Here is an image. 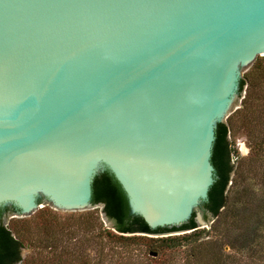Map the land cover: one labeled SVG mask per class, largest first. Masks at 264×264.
<instances>
[{
    "label": "water",
    "instance_id": "obj_1",
    "mask_svg": "<svg viewBox=\"0 0 264 264\" xmlns=\"http://www.w3.org/2000/svg\"><path fill=\"white\" fill-rule=\"evenodd\" d=\"M259 57L264 0H0V208L116 230L92 204L109 170L151 228L212 224L217 127Z\"/></svg>",
    "mask_w": 264,
    "mask_h": 264
},
{
    "label": "trees",
    "instance_id": "obj_2",
    "mask_svg": "<svg viewBox=\"0 0 264 264\" xmlns=\"http://www.w3.org/2000/svg\"><path fill=\"white\" fill-rule=\"evenodd\" d=\"M260 73L263 74L259 76ZM262 76H264V57H259L240 82L239 94L242 95V92L247 90L242 107L228 118L227 123L218 124L212 156L215 182L210 189L208 200L201 206L205 211V217H208L207 213H211L214 219L219 220L218 224L227 223L229 217L232 218L231 226L235 228L234 232H239V236L229 240V244L226 243L225 247L229 245V248L236 252L249 253L246 264H255L254 257H261L264 254V189L258 193L259 189L251 184L250 176L255 167L264 168ZM258 87L259 92H262L259 96L256 95ZM257 105L262 106L259 108L263 109L258 113L259 115L253 110ZM238 133L247 136L251 149L247 158H241L236 147L235 137ZM234 157L238 158L237 164L233 162ZM99 203L104 204V211L114 221L116 230L103 227L101 215L94 210L65 214L81 217L79 219L95 220L99 229L118 247L140 244L143 240H148L150 252H158V255H175L181 248L189 245L195 248L201 247L200 239L210 233L205 228L197 227L195 212L189 222L180 227L151 228L142 216L133 212L127 193L109 170L98 174L93 183L92 204ZM15 211L17 209L14 207L0 208V264L72 263L71 260L77 251L61 244L64 233L69 232V227L66 229L62 227L61 214L46 206L30 217L19 218L7 225L5 222L7 215ZM32 221L35 222L36 230L41 229L34 238L30 237L34 234L28 227ZM213 224L211 229L215 227L218 230V225L216 226L215 222ZM79 226L86 228L84 225ZM187 229L192 231L173 235ZM227 234L230 236V230ZM24 248L31 251L26 257L22 256ZM170 259H173L172 256ZM84 261L82 264H87L86 260ZM95 264H104V258L100 257Z\"/></svg>",
    "mask_w": 264,
    "mask_h": 264
},
{
    "label": "rangeland",
    "instance_id": "obj_3",
    "mask_svg": "<svg viewBox=\"0 0 264 264\" xmlns=\"http://www.w3.org/2000/svg\"><path fill=\"white\" fill-rule=\"evenodd\" d=\"M262 74L263 73H260L259 76ZM244 75L245 73L243 72V76ZM261 84L264 88V76L261 77ZM246 94L247 90L245 89L243 95L237 98V101H241L240 103L237 102V104L240 105V108L242 107V101ZM261 94L262 92H259L258 87L256 95L259 96ZM259 107L262 108L260 105H257L253 108L257 114L263 110ZM237 121L239 122V120ZM235 140L236 147L240 152V157L247 158L250 155L251 149L249 147L246 134L238 133L235 137ZM237 160L238 158L234 157L233 162L237 164ZM263 171V167H255L250 173V176L252 177L251 184H254L257 190L259 189L258 193H261L264 189ZM237 209L239 210V208ZM93 210L97 211V214L101 215L102 218L101 207L92 209L90 211ZM55 211L61 214L63 217L62 227L65 229L69 227V232L64 233L65 236L61 244L68 246V248H71L72 250H76L78 254H76L71 260V264H82L85 262L84 260H86L87 264H95L100 259V257L104 258V264H246L248 262L249 253H241L239 251L236 252L235 250L230 249L229 245L225 247L226 243L229 244V240H234L236 236H239V232H234L235 228L233 229L231 226V217H229V221L227 223L222 224H218L219 220L214 219L213 222H215L216 226L218 225V230L217 228L215 229V227L214 229H211L213 223L211 224L207 219H205L206 224L203 225L201 229L205 228V230H209L210 233L208 235H204V237L200 239L199 242L202 243L201 247L195 248L192 245H189L187 247L181 248L175 255L159 254L157 257H152L150 255L148 240H143L140 242V244L129 245L127 247H118L117 245L115 246L114 241H111V239L99 229V225L98 223H95V220L92 221L87 218L79 219L81 217H71L70 215L65 214L71 212H62L58 210ZM18 219V217L8 216L6 218V224L8 225L9 223H12L14 220ZM34 224L35 222L32 221L30 226H28L30 231H32L34 234L30 236L31 238H34L41 231V229L36 230ZM79 225H84L86 228H81ZM103 227L112 229L104 221ZM229 230L230 236L227 234V231ZM64 234H61V236ZM178 234L184 233L179 232L174 233L173 235ZM29 253H31V251L28 248H24L22 250L23 257H26ZM171 256L173 259L169 260ZM254 262L255 264H264V254L261 257H254Z\"/></svg>",
    "mask_w": 264,
    "mask_h": 264
}]
</instances>
